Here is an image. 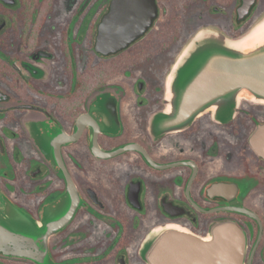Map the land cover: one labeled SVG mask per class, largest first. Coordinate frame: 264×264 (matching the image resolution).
Instances as JSON below:
<instances>
[{
	"label": "flooded vegetation",
	"instance_id": "af4514ba",
	"mask_svg": "<svg viewBox=\"0 0 264 264\" xmlns=\"http://www.w3.org/2000/svg\"><path fill=\"white\" fill-rule=\"evenodd\" d=\"M263 19L264 0H0V222L28 237L0 264H149L146 237L170 224L196 243L183 264H207L223 222L264 264V103L151 128L198 33Z\"/></svg>",
	"mask_w": 264,
	"mask_h": 264
},
{
	"label": "water",
	"instance_id": "95a60500",
	"mask_svg": "<svg viewBox=\"0 0 264 264\" xmlns=\"http://www.w3.org/2000/svg\"><path fill=\"white\" fill-rule=\"evenodd\" d=\"M243 101L264 103V19L236 38L213 30L198 33L167 77L166 107L152 117L151 128L159 132L182 129L210 110L217 119L227 120ZM60 224L61 220L48 222L47 229ZM211 232L207 264H245L246 234L236 223L215 224ZM26 239L0 222L1 248L24 253ZM172 244L185 249L174 262L169 251ZM195 245L187 229L170 224L151 231L143 248L149 264H183L186 248Z\"/></svg>",
	"mask_w": 264,
	"mask_h": 264
}]
</instances>
